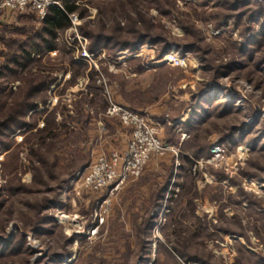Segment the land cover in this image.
<instances>
[{"label": "rangeland", "instance_id": "1", "mask_svg": "<svg viewBox=\"0 0 264 264\" xmlns=\"http://www.w3.org/2000/svg\"><path fill=\"white\" fill-rule=\"evenodd\" d=\"M120 1L103 5L83 1L81 12L74 14L77 18H71V26L60 36L67 53L52 51L39 64H33L37 69L44 68L51 75L59 76L60 82L58 86L50 85L47 110L38 126L44 125L45 116L55 106L59 107L57 121L67 119L68 115L75 121L67 131H60L54 142L58 149L51 152V148V153L48 149L38 151L50 162L58 155L60 166L54 178L46 177L41 185L33 184L27 150L20 153L21 182L33 191L24 199L38 204L42 198L54 197L60 191L61 200L59 206L47 211L54 217L52 235L36 238L25 233L27 245L34 252L31 264L46 257L50 250L62 252L64 249L71 254L62 264H139L145 241L149 252L144 264L150 261L151 264H264L258 262V257L264 256V75L255 72V59L249 62L246 71L234 70L229 76L214 78L218 65L235 56L233 44L243 40L247 25L259 31L261 42L257 50L264 53V34H261L264 17L233 16L234 12L223 8L222 2L234 0H175L173 8L163 6L172 10L170 15L160 13L164 10H158L159 5L148 1L144 7L154 31L180 43L181 48L174 44L161 57L158 55L162 44L147 42L135 50L118 49L114 58L105 48L90 52V40L81 33L80 27L98 31L99 9L112 17L111 11H118ZM251 6L252 13L261 10L258 5ZM223 20L225 25L216 28ZM39 21L10 11L0 16V66L8 46L20 36L15 30L36 31ZM195 34L201 40L196 41ZM115 35L118 39L126 37L124 31ZM80 39L86 40L85 47L93 55L92 59L79 58L75 47ZM193 41L198 46L183 51V45ZM70 57L87 64L84 75L73 79L72 69L68 72L59 69L68 66ZM130 58L141 59L145 71L140 74L129 71ZM163 65L166 68L156 74L155 66ZM250 70L253 73L247 72ZM212 82L236 94L239 112L222 122L213 119L198 126V130L193 128L187 132L185 126L177 124L188 120L192 94ZM19 84L16 81L11 86L15 90ZM154 93L159 94L157 99H153ZM114 107L136 112L150 124H158V136L167 146L166 150L163 154H153L141 175L118 190L83 192L78 188L79 175L99 157L122 156L129 146L132 128L112 112ZM242 118L251 123L250 133L236 138L234 144L220 143L217 127L239 125ZM172 133L177 145L168 141ZM23 138L24 135H13L15 145ZM257 140L259 143H255ZM215 143L225 149L222 159L212 157L211 148ZM204 144L207 153L194 158L192 165L183 160L184 155H192L190 147ZM6 154H0V183L4 181L1 161ZM79 160L87 167L76 171L71 178L70 166ZM164 186H167L162 193L164 197L155 199ZM17 204L13 210L18 209ZM17 217L14 213L5 229L11 239L21 231ZM149 219L153 221L154 235L148 230L142 231ZM237 219L241 220L240 225L236 224ZM65 238L73 241L63 246ZM173 247H178L188 260L172 254Z\"/></svg>", "mask_w": 264, "mask_h": 264}, {"label": "trees", "instance_id": "2", "mask_svg": "<svg viewBox=\"0 0 264 264\" xmlns=\"http://www.w3.org/2000/svg\"><path fill=\"white\" fill-rule=\"evenodd\" d=\"M54 1L56 3L49 7L46 17L39 21L40 27L38 30L31 31V29L25 28L15 30L20 32V36L8 46L4 62L0 66V154L7 153L1 161L2 177L4 181L6 178V181L0 183V264H31L34 252L27 245L25 233H31L36 238L52 235L54 217L49 215L47 211L61 204L58 196L60 191L56 192V194L53 193L55 194L54 197L42 198V202L38 204H33L24 199L28 193L33 191L28 190L27 186L21 182V176L18 173V168L22 166L20 153L27 150V157L31 166L30 171L33 173V184L41 185V182H44L46 177L54 178V172H58L60 166L58 155H54V159L50 162L47 157L40 155L38 151L48 149L50 152L52 148L51 152H53L58 149V147L54 146V142L59 138L60 131H67L70 123L75 121L71 115H68L67 119L57 121L59 107L55 106L45 116L44 125L42 127L38 126L43 112L47 110L45 105L49 100V87L54 84L58 86L60 82L59 76L51 75L44 68L37 69L35 66L33 67V64H39L42 58L49 56L52 51L67 53L64 43L59 41L60 36L71 26L70 15L81 12L82 5L85 3L83 1H86L87 4L98 2L96 5H103L106 4L105 2L117 0ZM148 1L159 5L157 9L164 10L160 11V13L165 15H170L172 10L169 11V8L166 10L163 6L173 8L175 4V0H121L118 11L114 9L111 11L112 17H108L105 14L106 11L99 9L96 26L98 31L92 32L90 31L91 29L87 31L86 26L80 27L81 33L90 40L89 51L94 53L105 48L112 52L111 57L114 58L118 49L135 50L147 42L152 45L162 44L161 46L159 45L160 51L158 55V57H161L164 53L170 51L174 44H176L177 48H181L180 43H174L167 35L154 31L155 28L151 24L152 19L147 16V11L144 7ZM222 4V7L227 9V11L234 12L233 16L247 15L248 19L256 16L258 18L264 17V0L223 1ZM253 4L261 8L257 14L250 11ZM82 15L83 12L80 13L81 17ZM109 22L111 23L109 24ZM223 22L224 20L220 21V23L218 22L219 24H216V28L225 25ZM262 26L264 25L262 24ZM183 27L187 31L189 30L187 27ZM247 28L242 33L243 40L240 43L235 42L233 44L236 48L235 56L229 59L227 63L218 65L214 78L220 79L229 76L234 70L246 71L249 67V62H253L255 59L257 60L254 64L256 67L255 72L264 75V55L258 56V53H264L261 50H257L261 42L260 33L255 27L247 25ZM262 28L264 29V27ZM122 31L125 32L126 37L118 39L115 33L117 32L118 34ZM195 35L194 39L196 37V41L201 40V37L197 34ZM196 41L184 44L183 51L195 49L198 46ZM129 63H131L129 65V71L131 72L134 71L140 74L146 69L139 58H130ZM67 65V67L61 66L59 69L64 70V72L72 69L73 79L77 75H84L87 68L86 63L72 57L68 59ZM34 68L37 69L36 72ZM165 68L166 66L164 65L155 66L156 74L162 73ZM247 72L251 74L253 70ZM161 80L162 78L159 79V81ZM16 81H20V84L14 90L11 84ZM162 81H164V77ZM216 82H212L207 87L192 94L188 105L191 109L189 118L185 123L177 124L178 126H185L187 132L193 128L198 130V126L204 125L208 121L217 119L222 122L223 119H228L230 115L233 116L239 112L238 106L235 104L236 94ZM154 88L158 87L154 86ZM158 97L159 94L154 93L153 99ZM41 106L44 107L43 111H39ZM246 117L247 115H244L245 119ZM244 118H242V122L239 125L227 124L217 127L219 128L217 131L221 135L219 142L224 145L234 144L236 138L244 137L250 133L252 125L247 123ZM172 130L174 131V129ZM15 134L24 135L23 140L17 145H15L13 139ZM197 139L198 136L195 135L194 140L196 141ZM168 141L178 144L173 133L168 138ZM255 143H259V141L257 140ZM13 145L15 147L11 149ZM9 150L10 152H8ZM207 151L208 148L205 144L203 147L194 145L190 147L192 155L186 154L182 158L186 163L192 165L194 158H199L201 155L206 154ZM80 160L78 162L74 161L72 163L74 165L70 166L71 171L68 175L71 178H73V174L76 171H82L87 167V164H82ZM167 186L159 189L160 194L156 195L155 199L158 197L160 200L164 197L162 193L166 191ZM15 203H18V209L13 210ZM14 213L18 215L21 231H18L11 239L5 234V229L12 220L10 218L14 216ZM149 220L151 221L147 223L146 228L142 231L148 230L151 233L154 225L152 219ZM236 224L240 225L241 220L237 219ZM65 241L63 246L72 242L73 239L68 238ZM147 243L148 241H145L143 244V255L140 259V264H143L147 259L146 254L149 252ZM70 254L66 249L62 252L50 250L46 257L34 264H62ZM172 254L180 259L188 260L186 254L181 252L178 247L172 248ZM258 262L264 263V256H259Z\"/></svg>", "mask_w": 264, "mask_h": 264}, {"label": "built area", "instance_id": "3", "mask_svg": "<svg viewBox=\"0 0 264 264\" xmlns=\"http://www.w3.org/2000/svg\"><path fill=\"white\" fill-rule=\"evenodd\" d=\"M55 3L54 0H0V16L10 11L18 16H34L41 21L46 17L49 7ZM70 17L77 18L74 14ZM83 40L84 42L79 40L80 48L78 45L75 47L80 54L79 58L92 59L93 55L85 47L86 40ZM112 110L113 113L119 114L125 126L132 128L129 146L122 156L113 155L110 159L99 157L92 162L77 179L78 188L83 192L118 190L128 181L141 175L153 154H163L166 150L167 146L158 136V124H150L142 115L127 109L114 107ZM224 152L225 149L220 143L212 145L211 154L215 160L222 159Z\"/></svg>", "mask_w": 264, "mask_h": 264}, {"label": "crops", "instance_id": "4", "mask_svg": "<svg viewBox=\"0 0 264 264\" xmlns=\"http://www.w3.org/2000/svg\"><path fill=\"white\" fill-rule=\"evenodd\" d=\"M0 24H1V23H0ZM169 185H170V184H169ZM167 191H168V190H167ZM151 235H154V234H153V230L151 231ZM149 263L151 264L152 261H150ZM139 264H140V263H139ZM143 264H144V262H143Z\"/></svg>", "mask_w": 264, "mask_h": 264}, {"label": "bare ground", "instance_id": "5", "mask_svg": "<svg viewBox=\"0 0 264 264\" xmlns=\"http://www.w3.org/2000/svg\"><path fill=\"white\" fill-rule=\"evenodd\" d=\"M168 58H166V60H167Z\"/></svg>", "mask_w": 264, "mask_h": 264}]
</instances>
